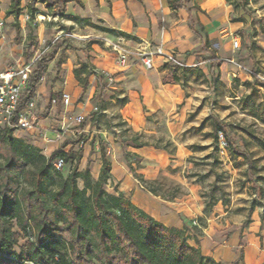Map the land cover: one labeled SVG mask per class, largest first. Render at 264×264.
<instances>
[{
  "label": "rangeland",
  "instance_id": "obj_1",
  "mask_svg": "<svg viewBox=\"0 0 264 264\" xmlns=\"http://www.w3.org/2000/svg\"><path fill=\"white\" fill-rule=\"evenodd\" d=\"M28 2L20 0L21 12L15 19L7 15L10 0H0V65L5 69L17 62L35 60V68L45 58L47 63L41 80L45 88L57 90L68 78L73 89H78V95H70L73 110L65 113L64 119L60 118L64 112L61 107L56 113L50 114L47 110L41 114L50 128L48 133L58 131L64 120L72 125L74 114L87 103V111L83 113L85 122L71 128L74 136L68 140L74 159L69 163L71 167H62L61 174L66 176L73 169L76 154L84 146H91L94 141L106 151L113 146L115 152L111 151L108 156L114 160L121 156L130 179L116 184L107 180L104 188L108 193L117 195L125 188L130 202L146 214H159L169 224L183 223L179 229L186 230L187 243L199 247L202 255V243L207 238L210 244L207 249L221 255L220 259H214L216 262L246 264L240 258L243 252L236 253V260L227 258L223 245L237 237L241 245L253 246L250 241H257V247L263 246L264 123L242 110L239 99L252 94L257 104L263 101L264 0H223L217 11L207 15L213 24L212 39L190 17L188 24L194 29L195 37L202 40L201 49L184 53L194 55L193 63L178 58L160 43L166 53L187 66L175 69L181 96L179 103L163 104L153 113L142 106L143 129L139 132L131 128L134 107L128 111L130 121L120 111L128 101L126 92L115 89L118 83L112 71L94 61L118 67L102 38L122 35L94 17L93 10L86 11L87 17L85 12H82L83 18L74 17L89 20L86 23L69 17L71 10L66 6L57 9L38 3L31 19ZM184 5H191V0H179L177 11ZM74 6L80 12L81 4L76 2ZM234 36L240 39L238 52H232ZM231 60L245 70L235 67ZM131 64L138 66L135 58L130 57L125 67L118 68H128ZM165 64L158 59L155 68L164 70L163 76L168 78L175 66ZM78 68L81 73L77 78L74 70ZM85 78L86 90L82 92ZM246 82L251 84L245 85ZM213 122L225 127L233 147L247 155L246 159L230 155L221 134L217 143L213 141ZM12 136L29 144L45 143L44 133L39 130L14 132ZM104 138L109 144L102 141ZM145 143L148 146L142 157L131 151L134 146ZM78 186L82 188L81 181ZM137 186L142 188L136 195ZM23 244L24 240H20L19 245ZM254 256L252 253L253 259Z\"/></svg>",
  "mask_w": 264,
  "mask_h": 264
},
{
  "label": "trees",
  "instance_id": "obj_2",
  "mask_svg": "<svg viewBox=\"0 0 264 264\" xmlns=\"http://www.w3.org/2000/svg\"><path fill=\"white\" fill-rule=\"evenodd\" d=\"M69 1L29 0L27 9L32 19L38 3L62 9ZM178 2L169 0V9L177 11ZM20 12V0H10L7 15L17 19ZM119 35L127 37L121 32ZM46 63L45 58L36 63L19 110L34 98ZM172 68V75L164 76V84H178V68ZM80 73L81 69L74 70L75 77ZM83 81L82 92L87 78ZM262 100L257 104L252 94L239 99L242 110L264 123V96ZM212 126L213 141L217 143L221 134L230 155L247 158L233 147L224 126L216 122ZM64 146L47 158L38 148L14 138L11 129L0 131V264H221L188 244L185 229L161 224L122 192L108 193L104 185L110 178V164L103 146L97 180L88 169L77 170L80 151L66 176L55 170L54 160L62 159L66 166L74 159L73 152H63ZM145 146L148 144L134 148ZM20 240H24L23 245H19Z\"/></svg>",
  "mask_w": 264,
  "mask_h": 264
},
{
  "label": "crops",
  "instance_id": "obj_3",
  "mask_svg": "<svg viewBox=\"0 0 264 264\" xmlns=\"http://www.w3.org/2000/svg\"><path fill=\"white\" fill-rule=\"evenodd\" d=\"M168 1L169 0H70L65 6L67 9L70 8L71 10L69 17L83 18L84 15H82V12H85V17H87L86 11L93 10V16L102 20L110 29L121 32L136 41H145L153 45L161 43L165 50L170 51L171 53L173 52L178 58H185L188 63H193L195 60L194 55L185 56L184 53L189 49H201L200 44L202 40L199 36L195 37V31H193L194 29L191 28L192 26L188 24V20L190 17H193L196 23L203 28L204 34L207 38L212 39L211 30L213 29V24L210 23L207 15L210 16V12L217 11L218 5H220L223 0H191V5H184L179 11L170 10L168 7ZM76 2L81 4V7L79 8L80 12L75 10L74 5ZM192 7L196 8L191 9ZM160 24L165 25L166 28H161L162 25ZM111 39L113 40V38ZM94 61L98 66L100 65L103 68L112 71L114 80L118 83L117 86L114 87L115 89L126 92L125 95L128 101L125 104V107L120 111L124 118L130 121L132 118L131 115L128 114V111L134 107V121L131 123V128H133L135 132H139L143 129L141 122L142 106H145L149 113H153L158 111L163 104H170L173 102L179 103L181 96L179 85L164 84L162 82L164 77L163 74L165 73L164 70L154 68V70L147 71L134 64L129 65L128 68H118L116 66L113 68L111 63L105 64L100 63L98 60ZM17 63L24 64L20 62ZM1 70H4V68L0 65V71ZM39 84L40 86L37 85L39 86V89L36 88L35 96L33 98L36 103L37 113L42 114L48 110L49 113L52 114L56 113L58 108L61 107L64 109V112L61 113L60 118L62 117V119H64V114L73 110L71 108L73 102L70 101V105L64 107L61 103V95L62 93L69 95L72 94L73 96L78 95V89H73L72 83L68 78L64 85L57 90L50 91L49 88H45V82L41 83L40 81ZM52 101H55V103L53 104ZM86 111L87 103H84L74 116ZM74 116L72 117V120ZM65 123L66 121L64 120L63 124ZM48 134V138H44L45 143L41 141L32 144L26 143L41 150V153L47 158L63 145H65L63 152L67 153L73 151L71 150V144L68 142V140L74 136L72 132L67 133L63 140H54V133ZM102 141L109 144L108 139L104 138ZM145 148H132L131 151L137 156L142 157ZM100 149L99 143L96 142L95 144V141L91 146H84L83 150L80 151V159L77 164L78 171L88 169L94 180L99 178V172L102 165ZM111 151L112 153L115 152L113 146L112 150H105L106 158H108L110 164L109 182L116 184L121 180L129 181L130 176L125 172L121 156L120 158L118 156V159L116 158V160H114V157L112 158V156H108L111 154ZM68 165L70 166V164ZM140 188L142 187L137 186L135 189L134 193L136 195L140 193ZM124 189L125 188L122 187L120 192L124 193L125 196H128ZM152 217L161 224L163 223L165 226L176 229L183 225V223L178 221L174 224H169V220H166L165 217L161 218L159 214ZM261 236V242L263 243L261 249L259 246L257 247V245H259L257 241H250L253 246L247 243L241 245L237 237L236 239L231 238L228 242H224L225 244L223 247L227 250V253L224 252V255L226 254L228 255L227 258L236 260V253L239 251L243 252L242 257L246 264L264 263V233H262ZM204 240L205 242L202 243L203 247L201 248L203 255L206 257L210 256L215 260L220 259L219 257H221V255L219 253H212L209 248L207 249L210 245L208 239L206 238ZM252 253H255L254 259L251 257Z\"/></svg>",
  "mask_w": 264,
  "mask_h": 264
},
{
  "label": "built area",
  "instance_id": "obj_4",
  "mask_svg": "<svg viewBox=\"0 0 264 264\" xmlns=\"http://www.w3.org/2000/svg\"><path fill=\"white\" fill-rule=\"evenodd\" d=\"M104 45L115 56V64L118 67H125L130 57L135 58L137 65L147 71L155 68L156 62L161 60L170 66L177 68H186L180 60L173 54L166 53L161 44L152 45L145 41H130L122 36H116L112 39L102 38ZM232 52H238L241 48L239 37L234 36L231 41ZM35 60L27 63L8 66L0 71V131L11 129L14 132L29 133L39 130L44 133V138H48L50 128L44 123V117L37 113L35 101L30 100L24 108L19 110L21 96L26 88L31 73L34 70ZM240 70L244 67L231 60ZM235 76V74H232ZM111 80V79H109ZM71 97L69 94L62 93L61 103L64 107L70 105ZM54 104L55 101H52ZM86 116L79 113L74 116L71 124H62L58 131H54V140H63L67 133L72 132L73 126H79L85 122ZM55 170L60 171L64 166L62 159H56L52 162Z\"/></svg>",
  "mask_w": 264,
  "mask_h": 264
}]
</instances>
